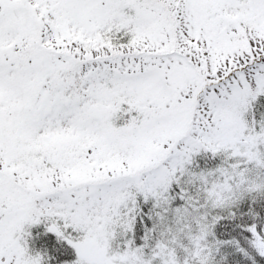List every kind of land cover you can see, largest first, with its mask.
I'll use <instances>...</instances> for the list:
<instances>
[{
	"label": "snow or ice",
	"instance_id": "snow-or-ice-1",
	"mask_svg": "<svg viewBox=\"0 0 264 264\" xmlns=\"http://www.w3.org/2000/svg\"><path fill=\"white\" fill-rule=\"evenodd\" d=\"M0 264H264V0H0Z\"/></svg>",
	"mask_w": 264,
	"mask_h": 264
}]
</instances>
